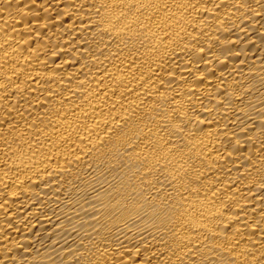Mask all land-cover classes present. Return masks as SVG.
I'll return each mask as SVG.
<instances>
[{"label": "bare ground", "instance_id": "1", "mask_svg": "<svg viewBox=\"0 0 264 264\" xmlns=\"http://www.w3.org/2000/svg\"><path fill=\"white\" fill-rule=\"evenodd\" d=\"M0 264H264V0H0Z\"/></svg>", "mask_w": 264, "mask_h": 264}]
</instances>
